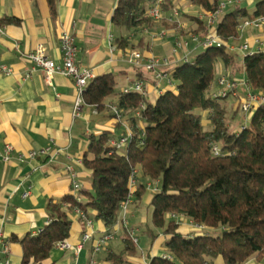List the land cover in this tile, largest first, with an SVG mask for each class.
Masks as SVG:
<instances>
[{
  "label": "trees",
  "instance_id": "trees-1",
  "mask_svg": "<svg viewBox=\"0 0 264 264\" xmlns=\"http://www.w3.org/2000/svg\"><path fill=\"white\" fill-rule=\"evenodd\" d=\"M46 1L54 17L59 0ZM157 1L118 0L113 25L127 31L153 29L156 21L146 16V10ZM188 1L199 11L188 15L179 7L181 16L194 24L189 32L181 31L183 37L208 34L197 15L216 11L224 0ZM178 2L164 0V16H170ZM254 2L251 9L241 3L225 12L216 34L226 44L239 40L242 21L264 17V0ZM157 23L178 30L164 19ZM116 43L122 49L130 46L123 37ZM241 63L252 92L264 95V51L244 57ZM219 64L227 76L236 79L240 70L237 54L227 47H212L204 49L190 63L176 64L170 71L175 89L166 91L155 102L137 93L120 95L118 107L130 115V145L108 155L113 135L104 132L89 137L83 162L92 172V189L81 192L82 201L68 195L58 202H48L50 223L35 236L13 239L23 249L21 264H42L59 242L70 239V214L74 209L88 217L92 210L95 220L112 230L120 221L121 206L130 195L129 180L137 168L141 171L134 202L142 201L150 181L160 185L152 196V225L145 234L152 241L158 233L167 236L165 254L172 258L155 257L150 264H215L219 257L226 264L251 260L264 264V106L255 109L249 121L236 128L238 122L229 110L231 97H212ZM116 85L115 74L96 77L85 94L87 105L104 112L106 99L116 94ZM141 103L146 108L139 121L133 112ZM205 111L209 112L210 129L204 126L201 113ZM232 118L234 125L230 124ZM213 146L219 148V155L214 154ZM88 155L92 158L88 159ZM170 214L205 226L208 232L184 235L179 231L180 222L170 218ZM123 244L122 253L109 252V264H128V257L138 253L129 234L124 236Z\"/></svg>",
  "mask_w": 264,
  "mask_h": 264
},
{
  "label": "crops",
  "instance_id": "crops-1",
  "mask_svg": "<svg viewBox=\"0 0 264 264\" xmlns=\"http://www.w3.org/2000/svg\"><path fill=\"white\" fill-rule=\"evenodd\" d=\"M117 2L59 0L53 17L46 0H0V67L11 70L10 74L0 71V264L22 263V246L13 239L35 236L50 223L49 201L58 202L68 195L79 197L82 201L81 192L92 189V172L83 162L89 148V137L109 132L118 139L132 130L128 113L124 112L123 119L117 121L109 109L111 105L118 106L123 89L141 79L146 84L147 99L157 100L160 96L157 88H167V81L158 83L154 75L145 70L135 69V77L128 80V70L132 66L125 52L134 49L144 53L145 57L153 55L169 59L174 64L166 71H171L176 66V59L171 55L172 46L177 38L183 37V30L169 29L157 22L153 29L146 28L147 33L144 28L136 31L117 28L112 23ZM242 3L249 9L255 6L254 0H244ZM197 13L192 7L188 15ZM181 22L190 28L189 22ZM163 31L166 32L163 38L157 36ZM63 32L76 38L78 64L92 69L96 77L112 73L118 80V76H121L119 94L109 101L106 99L104 112L86 105L81 116L74 117L78 95L74 80L55 75L49 84L45 73L26 58V54L36 51L38 45L42 44L50 59L61 64L60 36ZM122 37L129 40L128 48L118 47L116 40ZM240 37L238 44H252L255 40L251 31ZM142 41L143 45L140 44ZM236 54L238 60L243 62L245 56ZM217 72L218 76L225 74L221 64ZM240 90L242 94L246 91L244 87ZM236 103L233 100L230 106ZM201 114L207 115L203 120L209 124V112ZM241 125L237 124L236 128ZM8 146L12 147V151L6 160L5 150ZM47 148L51 150L44 153ZM31 153L36 155L32 157ZM91 158L88 155V159ZM70 167L81 184L80 193L73 191L68 171ZM27 191L30 192L29 196L23 198ZM152 196L153 193L147 189L142 201H133L129 205L126 214L128 227L121 220L122 214L120 221L109 230L102 222L95 220V212L89 210V218L94 221V242L86 243L78 255L72 249L55 247L50 258L42 264H109V252H123V238L129 229L136 231L139 242L136 244L138 253L128 257V264H150L152 258L163 257L166 255L164 245L168 237L158 233V238L152 241L145 234L152 225ZM70 217L73 225L67 242L76 246L81 242L85 226L75 209ZM179 231L184 235L193 232L187 223H182ZM105 232L114 233L115 238L104 251L95 254L94 243ZM215 264L226 263L219 257ZM248 264L259 263L251 260Z\"/></svg>",
  "mask_w": 264,
  "mask_h": 264
},
{
  "label": "built area",
  "instance_id": "built-area-1",
  "mask_svg": "<svg viewBox=\"0 0 264 264\" xmlns=\"http://www.w3.org/2000/svg\"><path fill=\"white\" fill-rule=\"evenodd\" d=\"M164 0H158L156 4L152 5L146 10V16L148 18L153 19L156 22H160L163 19L169 22L172 25L177 26L180 30H188L189 26L186 23H182L179 15L180 9L176 7L170 16H164L162 11V5ZM241 1L238 0H224L220 3L218 9L214 12H202L198 16V19L203 21L204 25L208 30V34L199 35L191 33L186 37L177 38L172 46V55L176 59L175 65L179 63H190L192 62L191 56L194 54L195 50L198 49H208L212 47H227V49L234 53H240L245 57L248 55H253L258 52L264 51V43L262 40L255 39L252 44L246 43L244 46L235 47L233 44H226L222 39L216 34V27L221 18L224 16L225 12L235 5L241 4ZM247 27H253L258 30H263L264 27V17H258L254 19L244 20L239 26L240 31H244ZM0 28H2L0 26ZM144 32H148L146 28H144ZM166 32L163 31L159 33L157 36L164 37ZM61 43V53H62V63H57L54 60L50 59L47 55V49L44 45H38L36 51L26 54V58L32 61L36 67L41 69L45 75L46 80L49 84L53 76L55 75H63L69 78H72L76 84L77 88V98L74 105V117L78 118L81 116L83 112L84 106L87 105L85 101V94L89 87V84L96 78L95 72L87 67L81 66L78 64V47L76 44V38L73 34L68 32H63L60 36ZM125 54L129 57V62L132 67L138 70H145L149 73H153L156 81L160 83L161 81H167V88L169 90H174L175 86L173 85L170 79V72H167L166 69L170 68L174 63L169 59H163L158 56H150L145 57L144 53L139 50H129L126 51ZM0 71L5 74H10L11 70L6 67H0ZM218 91L212 94L213 98H226L231 97L235 100L242 101V92L241 87H244L246 101L243 99L241 103L242 111L245 114L253 113L255 109L264 106V95L254 94L251 88L248 86L246 81H239L237 79H232L226 74H221L218 79ZM158 94L161 96L165 93V90L161 89L159 86ZM123 94H131L137 93L140 95H146V84L144 80H138L130 87H126L123 89ZM146 105L141 103L138 108L133 112V116L141 121L142 119V111L145 110ZM110 112L114 115L117 121H121L123 119L124 111L120 109L117 105L109 106ZM144 136V132L142 133ZM133 136V131L129 130L124 135L119 137L118 139H114L110 142V151L108 155H112L115 151H122L127 146L130 145L131 139ZM51 148L45 149L43 152H49ZM12 151V147L8 146L5 150V159H9V155ZM213 152L215 155H219V148L217 146H213ZM36 153H31L30 156H35ZM72 178V188L76 193H80L81 184L77 180V175L72 167L68 168ZM140 175V169L137 168L133 175L130 177L128 188H129V198L126 202H124L121 206V216L123 214V218L121 219L126 227H128V220L126 218V214L128 211L129 205H131L134 201V192L138 186V177ZM147 188L153 193L159 190L158 185H147ZM30 192H25L23 194V198H27ZM78 201H80L79 197H75ZM77 216L84 222L85 232L82 235L81 242L72 246L68 242H59L56 247L62 250H74L78 255L84 249V246L88 242H94V232L93 226L94 221L88 217L86 213L79 209H75ZM170 218L177 219L182 223L189 224L190 228L193 232L189 233L191 235H203L208 232V229L205 226L196 224L192 221L180 220L175 214H170ZM128 234L133 239L135 244H138L139 240L136 237L135 230H128ZM115 238L114 233L105 232L102 237L98 238L93 246V252L95 254H99L112 242ZM164 258L172 259L170 256L164 255ZM248 264V263H244Z\"/></svg>",
  "mask_w": 264,
  "mask_h": 264
},
{
  "label": "rangeland",
  "instance_id": "rangeland-1",
  "mask_svg": "<svg viewBox=\"0 0 264 264\" xmlns=\"http://www.w3.org/2000/svg\"><path fill=\"white\" fill-rule=\"evenodd\" d=\"M242 2V1H241ZM177 7L179 8V7H181V9H182V11H183V13L184 14H188V12H189V10L193 7L190 3H189V1L188 0H179V2H178V4H177ZM194 9L196 10V11H199V9L197 8V7H194ZM179 18H181V21L182 20H184V21H187V22H189L190 24H191V26H190V28L192 29L193 27H194V24L193 23H191L189 20H188V18L187 17H185V16H181V14L179 15ZM169 23V22H168ZM170 24V23H169ZM189 28V29H190ZM240 31V30H239ZM248 31H251L252 32V34H253V37H254V39H259V40H262V42L264 43V37H263V33H264V27H263V30H258V29H255V28H253V27H247L243 32L242 31H240V36H244L245 35V33H247ZM241 38V37H240ZM240 38H239V40L237 41V42H235L233 45L235 46V47H238V46H244V45H246V42L245 43H243V42H240V44H238L239 43V41H240ZM248 44H251V43H248ZM203 50L202 49H198V50H195L194 51V54L191 56V60H193L194 59V57L196 56V55H198V54H200L201 52H202ZM172 53V52H171ZM172 55V54H171ZM172 57L174 58V56L172 55ZM170 58H171V56H170ZM172 59V58H171ZM238 63H239V71L237 72V74H236V79L237 80H239V81H245L246 80V76H245V71H244V67H243V65H242V63H241V61H239L238 60ZM128 72H129V74H128V77H127V79L128 80H132L135 76V68L134 67H132L131 69H129L128 70ZM221 75V74H220ZM219 75V76H220ZM219 76L217 77V81H216V85H218V79H219ZM119 78L121 79V76H118V80H117V85H116V94L114 95L115 97H116V95H118L119 94V90H120V85H121V83H120V81H119ZM126 79V80H127ZM214 86V92L217 90V89H215V88H217V86ZM245 91V90H244ZM114 96H111V97H109L108 99H107V101H109V99H112ZM242 101H243V99L246 101V98L247 97H245V92H243V94H242ZM151 102H155V98H153V99H149ZM234 99H232V98H230L229 100H228V103H231L232 101H233ZM234 101H236L237 103L235 104V106L234 105H232L231 104V106H229V110H230V114L231 115H234L235 117H236V120H235V122H238V124H244L246 121H249V119L252 117V115H253V113H249V114H245L243 111H242V108L240 107L241 106V103H242V101H241V103H240V101L239 100H234ZM238 112V114L236 115V113ZM234 113V114H233ZM207 117V115H202V117ZM234 118H232L231 119V121H230V124L231 125H234ZM236 124V123H235ZM204 126L206 127V129H210L209 127H208V123H206V122H204ZM149 185H152V186H154V185H158L159 187H160V185H159V183L158 182H149L148 183ZM148 190H149V188H148ZM150 191H151V189H150ZM152 192V191H151ZM153 193V192H152Z\"/></svg>",
  "mask_w": 264,
  "mask_h": 264
},
{
  "label": "bare ground",
  "instance_id": "bare-ground-1",
  "mask_svg": "<svg viewBox=\"0 0 264 264\" xmlns=\"http://www.w3.org/2000/svg\"><path fill=\"white\" fill-rule=\"evenodd\" d=\"M185 32H189V29H188V30H186ZM167 72H170V71H167ZM152 74H153V73H152ZM153 75H154V74H153ZM217 87H218V85H217ZM218 88H219V87H218ZM163 90H165V92H166V91H171V90H169L168 88H166V89H163ZM217 91H218V90H217ZM217 91H215V92H217ZM215 92H213V93H215ZM213 93H212V94H213Z\"/></svg>",
  "mask_w": 264,
  "mask_h": 264
}]
</instances>
